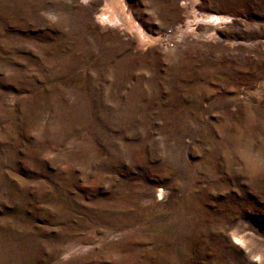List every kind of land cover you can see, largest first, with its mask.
<instances>
[{
	"label": "rangeland",
	"instance_id": "rangeland-1",
	"mask_svg": "<svg viewBox=\"0 0 264 264\" xmlns=\"http://www.w3.org/2000/svg\"><path fill=\"white\" fill-rule=\"evenodd\" d=\"M0 264H264V0H0Z\"/></svg>",
	"mask_w": 264,
	"mask_h": 264
},
{
	"label": "built area",
	"instance_id": "built-area-1",
	"mask_svg": "<svg viewBox=\"0 0 264 264\" xmlns=\"http://www.w3.org/2000/svg\"><path fill=\"white\" fill-rule=\"evenodd\" d=\"M169 32H171V30H169ZM174 42L173 41H166V46L168 47V48H172V47H174Z\"/></svg>",
	"mask_w": 264,
	"mask_h": 264
},
{
	"label": "crops",
	"instance_id": "crops-1",
	"mask_svg": "<svg viewBox=\"0 0 264 264\" xmlns=\"http://www.w3.org/2000/svg\"><path fill=\"white\" fill-rule=\"evenodd\" d=\"M209 15H212V14H207L206 16H209ZM216 15V14H215ZM216 16H219V15H216ZM214 18V17H213ZM222 17L220 16V19H221Z\"/></svg>",
	"mask_w": 264,
	"mask_h": 264
}]
</instances>
